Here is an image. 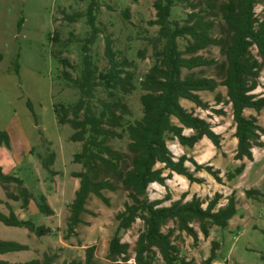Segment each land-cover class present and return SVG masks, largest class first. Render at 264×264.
Segmentation results:
<instances>
[{
  "label": "rangeland",
  "instance_id": "374dc122",
  "mask_svg": "<svg viewBox=\"0 0 264 264\" xmlns=\"http://www.w3.org/2000/svg\"><path fill=\"white\" fill-rule=\"evenodd\" d=\"M257 14L264 15V0H258ZM92 0H0V130L10 138V146L0 145V166L7 174H14L23 179L24 185L33 193L34 198L24 207L21 200L9 199L7 192H17L16 183H10L4 189L0 182V197L4 203L0 210L8 214L9 203L20 218L30 220L36 225H45L52 229L48 235L38 236L27 228L7 226L0 221V238L15 240L29 245L28 250L0 254V259L11 262H25L33 258H42L44 253L53 255L56 263L73 259L84 260L86 248L96 245V264H108V247L118 227L117 214L124 210L129 201L128 192L120 180L103 171L101 178H110L118 185L115 191L104 190L110 200L106 204L96 195L88 199V212L83 213L82 222L73 234H68L69 203L74 198L79 186V179L73 173L82 170V165L73 161L74 154L81 149L80 142L70 140L74 132L70 123L60 124L54 112V104L73 106L81 97V91L75 79L81 76L84 67V45L90 48L94 64L100 73H107L110 68L105 54L106 37L113 39V50L119 67L133 75L134 89L126 93L121 89L99 86L95 93L94 104L100 109L101 99H111L112 90L115 99L122 100L128 107L124 114L123 125L117 130L123 137L113 138L110 144L121 152L128 153V134L126 124L139 119L142 114L140 96L144 93L141 82L150 67L155 63L150 38L158 33L159 27L150 23L156 18L155 0H100V7L95 12L96 24L100 28L94 41L87 43L91 25L88 22V9ZM192 8L186 1H178L172 9V21L183 22ZM64 13H78L74 20L64 18ZM129 13V17L126 14ZM23 23L19 29V23ZM213 31L219 35L223 23L216 18ZM58 35L59 41L53 38ZM187 41L180 40L181 49ZM257 53L256 47H253ZM66 57L72 64L62 65L54 55ZM207 58L218 61L224 59L217 46H210L198 52ZM68 73V78L65 75ZM197 75L218 78L216 67H200L192 70ZM191 71L184 69L183 75ZM261 86L256 93H264V69L261 72ZM217 92L226 95V88L219 86L216 92L203 91L204 100L213 107L225 110L217 114L204 110L194 103L182 99V103L196 114L211 122L214 130L222 136V148L217 149L208 138H203L194 147L181 145L177 139H168V145L176 155L186 153L200 162L209 161L222 171L223 181L218 182L206 171L197 173L205 177L204 183H190L186 177L173 175L163 186L154 183L149 187L151 199H160L170 195L172 200L186 194V200L194 194L203 199L213 197L215 192H223L220 204L227 200L225 194L237 191L238 213L231 219L230 225L222 229L216 225L205 238L199 230L197 242L186 233L177 239L181 253L187 258H195L198 263L210 254L212 241L220 243L217 259L213 264H264V196L248 198L247 188H258L264 193V147L256 150V160H236L237 148L235 123L231 104H216ZM246 115H256L259 124L264 126V111L257 113L246 109ZM177 122L176 119H174ZM186 134L192 130L186 129ZM264 139V136H263ZM56 153L53 165L54 173L43 167L39 156L48 157ZM130 159H127L129 164ZM242 162L246 164L243 173L228 181L226 172L232 171ZM187 165L193 170L190 162ZM161 166V164H158ZM168 173L166 170L165 174ZM44 195L54 209V214L40 212L38 203ZM172 200L163 204L169 205ZM143 230V223L138 219L128 230H121L119 235L130 243L131 260L134 261V247L138 235ZM162 264V262H157Z\"/></svg>",
  "mask_w": 264,
  "mask_h": 264
},
{
  "label": "trees",
  "instance_id": "16d2710c",
  "mask_svg": "<svg viewBox=\"0 0 264 264\" xmlns=\"http://www.w3.org/2000/svg\"><path fill=\"white\" fill-rule=\"evenodd\" d=\"M178 1H186L192 11L183 22L172 21V9ZM100 0H92L88 9V22L91 25L87 43L94 41L100 28L96 24L95 12L100 7ZM258 0H155L156 18L150 23L159 27L156 36L150 38L155 63L145 74L141 86L144 93L140 96L143 114L139 119L126 124L128 134V153L115 149L110 140L123 137L117 127L123 125L124 114L128 107L120 99H115L112 90L108 97L101 99L100 109L94 104L95 93L99 86H111L130 93L134 89L133 75L130 71L119 67L113 50V39L106 37L105 54L110 68L107 73H100L94 64L88 45H84V67L81 76L75 83L81 91V97L73 106L54 104V112L60 124L70 123L74 132L70 140L81 143L80 151L73 157L75 163L82 165V170L73 175L79 179L74 198L69 203L68 234H73L82 222V215L88 212L87 203L91 195H96L106 204L110 200L104 190L115 191L118 185L110 178H101L105 171L121 181L128 192L129 201L124 210L116 218L118 227L111 238L108 247V264H127L131 260L130 243L123 241L119 232L130 229L140 219L143 230L138 235L134 247L136 264H213L217 259L220 243L212 241L210 254L198 263L195 258L182 255L177 239L183 233L191 236L195 242L199 239V230L205 238L209 237L210 229L216 225L222 229L229 226L231 219L238 213L237 193L233 190L225 198L221 192H215L213 197L203 199L194 194L186 200V194L172 200L170 195L160 199H151L149 187L152 183L166 186L167 180L174 173L182 175L190 183H204L205 177L197 173L206 171L218 182H222V171L210 162H199L193 156L174 155L168 139H177L183 146L194 147L204 137L210 139L217 149L222 148V136L216 132L210 121L188 109L182 99L194 103L204 110H212L217 114H225L223 107L215 108L204 100L201 92H216L219 86L226 88V95L217 92L214 96L216 104H231L235 123L237 148L234 158L244 161L254 160V147H264V126L259 124L256 115H246V109L257 113L264 111V93H256L261 86V72L264 69V15L257 14ZM78 15L64 13V18L74 20ZM129 17V13L126 14ZM222 23L219 35L213 33L217 20ZM23 18L19 23V29ZM187 41L181 49L180 40ZM53 40L59 41L58 35ZM210 46H217L224 59L207 58L199 51ZM256 47L257 53H254ZM64 66L72 64L66 57L54 55ZM216 67L218 78L214 76L197 75L192 70L200 67ZM190 73L183 75V70ZM68 78V73L65 71ZM70 77V76H69ZM71 78V77H70ZM177 120V122L174 121ZM190 129L192 133L186 134ZM0 145L10 146V138L5 131L0 130ZM42 165L54 173L53 165L56 153L48 157L39 156ZM130 159L126 166L127 159ZM190 162L193 170L187 165ZM161 164V166H158ZM242 162L234 170L226 172L228 181L233 180L245 170ZM166 170L168 173L165 174ZM0 182L4 189L10 183H16L17 192H7L9 199L21 200L27 207L34 198L33 193L24 185L23 179L13 174H7L0 166ZM248 198L264 196L258 188H247ZM38 208L45 215L54 214L46 196H40ZM172 200L169 205L163 203ZM4 200L0 198V204ZM8 214L0 210V221L7 226L27 228L38 236L52 232L50 227L36 225L30 220L20 218L13 207ZM199 230H198V228ZM28 244L15 240L0 238V254L28 250ZM96 245L86 248L84 260L73 259L61 264H96ZM0 264H59L53 255L44 253L42 258H33L25 262H11L0 259Z\"/></svg>",
  "mask_w": 264,
  "mask_h": 264
},
{
  "label": "crops",
  "instance_id": "0c3cea01",
  "mask_svg": "<svg viewBox=\"0 0 264 264\" xmlns=\"http://www.w3.org/2000/svg\"><path fill=\"white\" fill-rule=\"evenodd\" d=\"M205 138V137H204ZM207 138V137H206ZM201 141V140H200ZM258 148H260V147H254L253 148V153H254V161L256 160V150L258 149ZM172 150V149H171ZM174 153V152H173ZM183 154H186V153H183ZM174 155L176 156V158H178L179 156H181L182 154H180V155H176L175 153H174ZM188 155V154H187ZM188 156H190V155H188ZM195 158V157H194ZM196 159V158H195ZM197 161H199L198 159H196ZM200 162V161H199ZM207 162H209V161H207ZM201 163H203V162H201ZM14 175V174H13ZM173 175H177V176H180V177H183L182 175H179V174H176V173H174ZM241 175V174H240ZM239 176V175H238ZM242 176V175H241ZM235 179V178H234ZM152 184H154V183H152ZM151 184V185H152ZM233 191V190H232ZM231 191V192H232ZM236 191V190H235ZM219 192H221V191H219ZM230 192V193H231ZM221 193H223V192H221ZM236 193H237V191H236ZM224 194V193H223ZM228 194H225V197L227 196ZM1 199H3L2 197H0ZM227 200V199H226ZM226 203V202H225ZM225 203H222L221 205H223V204H225ZM239 210V209H238ZM235 217V216H234ZM231 222V221H230ZM230 225V224H229Z\"/></svg>",
  "mask_w": 264,
  "mask_h": 264
}]
</instances>
